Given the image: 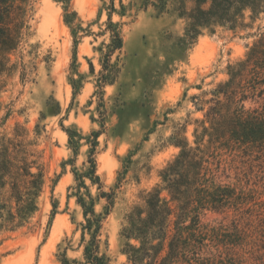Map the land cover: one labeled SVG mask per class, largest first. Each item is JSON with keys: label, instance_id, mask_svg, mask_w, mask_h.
I'll use <instances>...</instances> for the list:
<instances>
[{"label": "rangeland", "instance_id": "1", "mask_svg": "<svg viewBox=\"0 0 264 264\" xmlns=\"http://www.w3.org/2000/svg\"><path fill=\"white\" fill-rule=\"evenodd\" d=\"M136 1L122 0L124 13L118 0L114 2L116 12L111 19L120 26L123 46L111 57V63H116L120 72L114 84L103 89L105 124L95 153L103 190L114 191L101 236L107 242L111 264H128L121 252L125 240L120 237L125 217L132 208L144 207L145 193L160 184L161 170L178 154L179 149L172 144L174 135L180 134L193 146V131L203 118L194 97L200 98L225 81L228 63L242 59L264 33V14L250 20L246 13L245 26L204 29L192 40L186 35V17L159 16L151 6L144 10ZM70 3L78 17L76 25L83 30L76 34L75 63L73 37L63 22L62 5L54 0H35L31 33L21 49L26 64L24 77L20 78L18 70L1 81L0 118L7 112L9 116L0 126V140L12 138L16 124L21 126L27 134L25 140L33 143L30 149L37 152L45 184L37 199V211L28 220H16L14 228H0V264H59L58 255L64 250L69 259L81 257L79 224L84 220L74 196L72 171L82 173L87 168L88 146L82 141L73 159L61 125H74L84 136L101 130L98 98L92 95L101 55L109 43V34L103 33L109 3ZM11 59L16 61L18 55ZM76 72L82 76V87L72 100L68 80L78 79ZM255 151H223L208 158L218 183L253 198L242 209L247 212L209 210L201 215L202 223L210 227L248 230L249 245L241 252L248 260L246 264H257L259 255L251 253L264 243V157ZM32 171L37 172L36 168ZM118 178H122L119 186ZM85 184L95 199V212L102 213L106 201L96 198V186L88 180ZM80 192L85 194L84 189ZM2 199L13 207L8 187ZM52 203L57 206L54 215Z\"/></svg>", "mask_w": 264, "mask_h": 264}, {"label": "trees", "instance_id": "2", "mask_svg": "<svg viewBox=\"0 0 264 264\" xmlns=\"http://www.w3.org/2000/svg\"><path fill=\"white\" fill-rule=\"evenodd\" d=\"M54 1L62 5L63 22L71 29L72 59L75 63L76 34L83 30L76 25L78 17L70 0ZM34 2L0 0V91L5 75L19 70L20 78L24 77L26 64L21 49L31 33ZM114 2L108 0L103 33L109 34V43L101 55V69L92 95L98 98L96 111L101 130L84 136L74 125L68 128L61 125L73 159L78 156L82 141L88 146V155L87 168L82 173L76 169L72 171L76 183L74 196L84 220L79 224L81 257L69 259L64 250L58 255L59 264H111L106 253L107 242L101 236L103 222L113 206L114 191L103 190L97 174L95 153L97 138L105 124L103 89L106 85L114 84L120 72L118 65L111 63V57L123 46L120 26L111 19L116 12ZM118 2L124 13L122 0ZM137 3L144 10L151 6L159 16L176 14L186 17V35L192 40L204 29L227 27L235 30L245 26L246 13H249L250 20L264 14V0H141V3L137 0ZM14 55H18L16 61L11 59ZM77 76L78 79L68 80L72 100L82 87V76ZM226 76L225 81L204 92L200 98L194 97V100H198L195 105L198 111L203 112V118L197 121L193 131V146L180 134L174 135L172 144L179 151L161 170L160 184L145 193L143 208L134 207L126 215L120 237L125 240L121 252L128 264H246L248 261L244 252L241 253L249 245L248 230L234 227L233 231H228L222 227H210L202 223L201 215L205 211L225 209L244 213L247 211L242 209L253 202L246 192L218 183L208 158L220 156L218 153L223 151L249 148L264 157V33L248 48L242 59L228 63ZM208 95L210 97L206 98ZM8 116L7 112L0 118V126ZM91 121L95 120L91 118ZM36 127L40 130L39 126ZM26 136V131L16 124L14 136L0 140V228L3 229L16 227V220L24 222L37 211V199L45 184L44 172L38 164L39 157L36 151L30 149L33 143L26 141ZM33 168L37 172H33ZM85 180L91 186H96V198L106 201L102 213L95 212V199ZM121 181L122 178H118L117 186ZM5 187L9 188L13 207L3 202ZM81 189L85 190V194L80 192ZM56 208V203H52V215ZM131 240L136 244L130 243ZM255 247L254 252L250 253H257L259 259L256 263L264 264V243Z\"/></svg>", "mask_w": 264, "mask_h": 264}]
</instances>
